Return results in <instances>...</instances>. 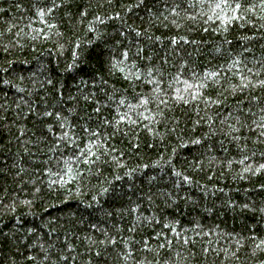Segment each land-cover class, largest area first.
Wrapping results in <instances>:
<instances>
[{"label":"trees","instance_id":"16d2710c","mask_svg":"<svg viewBox=\"0 0 264 264\" xmlns=\"http://www.w3.org/2000/svg\"><path fill=\"white\" fill-rule=\"evenodd\" d=\"M216 2L0 0V264H264V8Z\"/></svg>","mask_w":264,"mask_h":264},{"label":"snow or ice","instance_id":"6c2138e0","mask_svg":"<svg viewBox=\"0 0 264 264\" xmlns=\"http://www.w3.org/2000/svg\"><path fill=\"white\" fill-rule=\"evenodd\" d=\"M210 7L212 8L213 12H216V10H225V9H230L231 13H236L238 12L243 5L241 3H230L229 0H218V2H216L214 5H210ZM261 7L264 8V0H261ZM232 19H235V15H233L231 17ZM125 56H127V53H125ZM120 71H123V69H120ZM214 75V74H213ZM121 103H123V101H121ZM141 103H147V101H141ZM261 167H264V165H262Z\"/></svg>","mask_w":264,"mask_h":264}]
</instances>
